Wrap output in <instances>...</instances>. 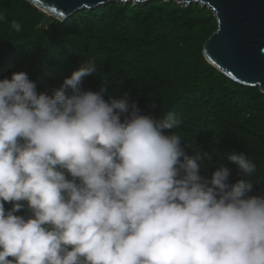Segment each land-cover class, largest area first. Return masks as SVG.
Returning a JSON list of instances; mask_svg holds the SVG:
<instances>
[{"label":"clouds","instance_id":"9594fccd","mask_svg":"<svg viewBox=\"0 0 264 264\" xmlns=\"http://www.w3.org/2000/svg\"><path fill=\"white\" fill-rule=\"evenodd\" d=\"M96 72L86 61L52 95L24 72L0 80V264H264V197L223 165L202 177V154L167 134L174 113L82 91Z\"/></svg>","mask_w":264,"mask_h":264},{"label":"trees","instance_id":"16d2710c","mask_svg":"<svg viewBox=\"0 0 264 264\" xmlns=\"http://www.w3.org/2000/svg\"><path fill=\"white\" fill-rule=\"evenodd\" d=\"M13 22L21 25L19 32ZM216 29L210 10L175 1L112 2L59 21L26 0H0V80L24 72L38 94L52 95L92 60L97 72L82 80V91L106 89V101L127 94L141 115L155 119L174 113L182 123L167 134L181 136L187 157L202 154V177L210 179L223 165L230 185L244 181L252 185L248 196L264 197V94L206 62L203 44ZM232 151L244 152L255 170L239 174L227 159ZM10 208L6 203V211Z\"/></svg>","mask_w":264,"mask_h":264},{"label":"water","instance_id":"95a60500","mask_svg":"<svg viewBox=\"0 0 264 264\" xmlns=\"http://www.w3.org/2000/svg\"><path fill=\"white\" fill-rule=\"evenodd\" d=\"M26 1L44 15L59 21L78 11L93 10L112 2L121 3V0ZM165 1H175L180 6L197 4L210 10L217 29L203 44L204 59L232 81L257 87L264 94V0Z\"/></svg>","mask_w":264,"mask_h":264}]
</instances>
